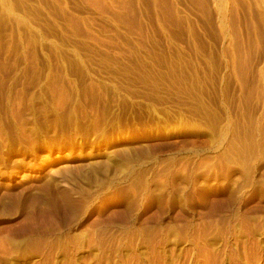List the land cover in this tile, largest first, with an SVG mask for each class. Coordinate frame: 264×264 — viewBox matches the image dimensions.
I'll return each mask as SVG.
<instances>
[{
    "label": "rangeland",
    "instance_id": "rangeland-1",
    "mask_svg": "<svg viewBox=\"0 0 264 264\" xmlns=\"http://www.w3.org/2000/svg\"><path fill=\"white\" fill-rule=\"evenodd\" d=\"M0 264H264V0H0Z\"/></svg>",
    "mask_w": 264,
    "mask_h": 264
},
{
    "label": "bare ground",
    "instance_id": "bare-ground-1",
    "mask_svg": "<svg viewBox=\"0 0 264 264\" xmlns=\"http://www.w3.org/2000/svg\"><path fill=\"white\" fill-rule=\"evenodd\" d=\"M17 174H18V172H17ZM10 178V177H9ZM241 226V225H240Z\"/></svg>",
    "mask_w": 264,
    "mask_h": 264
}]
</instances>
